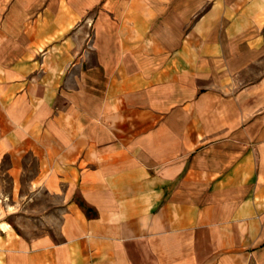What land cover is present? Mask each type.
I'll list each match as a JSON object with an SVG mask.
<instances>
[{
    "label": "crops",
    "instance_id": "crops-1",
    "mask_svg": "<svg viewBox=\"0 0 264 264\" xmlns=\"http://www.w3.org/2000/svg\"><path fill=\"white\" fill-rule=\"evenodd\" d=\"M2 1L0 175L32 153L64 210L0 226V264H264V0H9L19 42Z\"/></svg>",
    "mask_w": 264,
    "mask_h": 264
},
{
    "label": "rangeland",
    "instance_id": "rangeland-1",
    "mask_svg": "<svg viewBox=\"0 0 264 264\" xmlns=\"http://www.w3.org/2000/svg\"><path fill=\"white\" fill-rule=\"evenodd\" d=\"M43 1L49 2L52 5L55 4V0H35L30 11H32V13L36 12L42 5ZM177 2L179 5L188 3L185 1ZM9 3V0H6L5 2L2 1V4H5L6 7V13L8 14V16H11L5 17V24L8 27H10L11 24L16 27L17 31H15L14 34L11 33L10 35L12 40H18V42L23 41V32H21L20 27L22 25L24 16L21 13L22 11L19 5L13 4L11 6L9 5ZM192 20L193 18L179 17L175 22L178 27L182 24L183 28H186L187 26H189V24H191ZM174 35L180 37L181 32ZM246 36L247 34L240 35L239 39H244ZM69 38L71 40H77V34H71ZM9 48L10 45H6V47H3V51H5V53L11 52L12 56L15 52H17L18 54L22 52L20 45H18L16 49L13 45L11 47V50H9ZM262 57L264 59V53ZM263 59H259V63L257 66H251L252 71L250 74L244 75L246 81H248L250 78H255L256 76L261 77L264 72V62H262ZM254 67L256 68L255 70ZM68 73L76 74L77 66L67 65L66 70L62 73V75H68ZM242 83H245V80L242 81ZM259 115H263L262 121H264V114L261 113ZM232 116H234L233 113H231V117ZM9 164L10 159L7 155L3 159L1 166L3 173L0 175V221H8L10 224L14 225L17 231H19L20 233H24L28 238L41 233H49L54 237V239H58V230L63 214L62 210H64L59 209V206L60 208H62V200L56 195H53L52 193H49L44 189L34 193H32L30 190V181L34 179L33 176L39 168V160L32 153H27L24 156L23 168L25 170V173L21 178L22 185L20 187V193L19 191L11 193L13 181L12 177L6 172Z\"/></svg>",
    "mask_w": 264,
    "mask_h": 264
},
{
    "label": "trees",
    "instance_id": "trees-1",
    "mask_svg": "<svg viewBox=\"0 0 264 264\" xmlns=\"http://www.w3.org/2000/svg\"><path fill=\"white\" fill-rule=\"evenodd\" d=\"M76 199L78 200L79 204L83 207L89 217L97 215L98 211L93 206L88 205L79 197H76Z\"/></svg>",
    "mask_w": 264,
    "mask_h": 264
},
{
    "label": "bare ground",
    "instance_id": "bare-ground-1",
    "mask_svg": "<svg viewBox=\"0 0 264 264\" xmlns=\"http://www.w3.org/2000/svg\"><path fill=\"white\" fill-rule=\"evenodd\" d=\"M0 226L3 228H8V229L12 227V225L8 221H2L0 223Z\"/></svg>",
    "mask_w": 264,
    "mask_h": 264
}]
</instances>
